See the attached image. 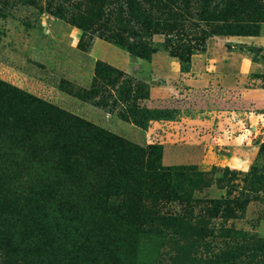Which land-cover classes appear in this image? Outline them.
Listing matches in <instances>:
<instances>
[{
	"label": "trees",
	"instance_id": "16d2710c",
	"mask_svg": "<svg viewBox=\"0 0 264 264\" xmlns=\"http://www.w3.org/2000/svg\"><path fill=\"white\" fill-rule=\"evenodd\" d=\"M50 13L83 30L78 46L85 34L92 31L93 37L127 51L133 61H151L156 52L165 50L177 58L181 70L187 72L191 68L192 56L206 50L209 37L259 35L264 23V0H60ZM187 20L191 22L187 24ZM201 22L205 25L202 26ZM97 25L99 28L95 29ZM188 27L195 41L189 37ZM155 35H164V41L156 43L153 39ZM92 41L88 44L89 48ZM227 46L231 48L232 44ZM238 46L252 53L261 50L245 44ZM143 70L141 67L136 69L140 73ZM121 76L124 80L118 95L110 103L108 97L112 96L111 92L104 94L106 82L114 86ZM148 78L152 79L151 75ZM4 84L29 95L49 110L65 112L55 104L0 80V86ZM150 86L151 83L146 80L97 60L91 85L82 89L81 93L72 91L71 94L109 113H114L113 108L122 104L118 116L146 130L153 120H175L179 114L176 110L142 106L141 100L150 96ZM98 95L100 97L96 99ZM68 116L80 123L78 128L74 123L72 129L69 127L70 137L75 139L73 147L67 145L71 153L81 155L77 168L68 174L73 175L71 179L75 185L81 186L90 200H79L71 192L67 197L61 190L53 186L44 187L34 180L31 188L25 190L26 193H15L0 172V264H133V259L127 255L130 253L127 249L132 248L133 231L108 206L128 193L131 185L138 188V183L144 182L149 194L151 192L157 198V204L178 200L179 204L192 210L194 199L181 195V181L186 179L193 182L196 188L205 181L206 175L211 174V171L197 168L188 174V168H195L165 166L162 163V144L139 145L81 117ZM13 119L14 116L0 113V131L10 132L13 127L10 123L16 121ZM51 153L67 154L58 148ZM217 168L213 166V169ZM226 170L239 177L240 173L229 166ZM243 174L244 180L254 177L256 183L261 182L255 165ZM41 179L44 180L45 176H41ZM55 186L60 188L59 185ZM4 191L8 194L5 195ZM232 192L229 191V195ZM248 205L249 198L246 196L213 198L207 214L210 218L226 220L244 217ZM204 216L201 215V218ZM161 217L166 218V215ZM59 218H66L64 224L67 232L60 222L58 226L54 225ZM167 219L184 221L185 217L172 215ZM189 226L201 237L210 235L213 229L201 222L194 226L191 218ZM170 227L164 223L157 230L163 233ZM221 231L234 232L236 237L244 234L243 231L227 227H221ZM228 255L227 252L211 257L215 258L212 261L216 263L223 260L224 264H228L230 260L231 264H236L237 257L232 255L229 258Z\"/></svg>",
	"mask_w": 264,
	"mask_h": 264
},
{
	"label": "rangeland",
	"instance_id": "374dc122",
	"mask_svg": "<svg viewBox=\"0 0 264 264\" xmlns=\"http://www.w3.org/2000/svg\"><path fill=\"white\" fill-rule=\"evenodd\" d=\"M59 2L60 0H0V80L34 97L55 104L65 111L58 113L49 110L37 100L15 88L7 87L6 84L0 86V113L14 116L13 120H16L9 122L13 125L10 132L7 129V131H0V172L6 177L12 192L24 191L26 193L25 190L31 188L34 180L44 187L53 186L61 190L67 197L71 192L79 200H90V196L82 190L81 186L75 185L74 180L71 179L73 175H70L77 168V161L81 156L75 155L74 152L71 153L68 146L73 147L72 143L75 139L73 136L70 137L69 127L72 129L74 123L78 128L80 123L70 119L68 114L76 115L133 143L162 144V163L165 166L195 168H188V174L195 172L196 168L211 171L210 175H206L205 181L199 183L196 188L193 182L186 179L181 181V195L188 198L190 196L191 200L194 199L191 204L192 210L179 204L178 200L171 199L157 204V198L151 192L149 194L144 182L138 183L139 189L131 185L128 193L108 206L111 211L128 223V227L133 231L132 248L127 249V252H130L127 255L133 259V264H224L223 260L221 263L212 261L215 258L211 256L227 252L229 258L232 255L237 257L236 264H264V113L262 115L261 111L257 110L249 113L252 118H247V125L243 130L234 132L225 121L223 127L226 128L214 133L215 138L220 142L219 145L225 146L227 141L235 138L236 135L238 145L245 143L250 153L254 151V155H242L243 161L232 160V166L217 164L220 158L224 157L223 155H180L178 148L172 150L169 147L167 155H164V143L172 145L181 141L172 142L174 136L169 138L161 126H156L155 129L158 131L151 132L149 136V128L156 120L151 121L149 128L143 130L118 116L122 104L113 108L114 113H109L89 102L85 105L83 103L85 101L71 94L72 91L81 93L82 89L89 87L92 83L94 72L89 84L87 80L91 64L95 67L96 61H91L84 51H89L91 48L88 47L89 42L97 37H93L92 31L88 32L78 46L83 30L50 13ZM190 22L187 20V24ZM201 24L205 25L204 22ZM97 28L99 25L95 27ZM188 31L189 37L191 36L195 41V36L191 35L192 30L189 28ZM259 35H264V23L259 30ZM164 37V35H155L153 39L159 44L164 41ZM106 43L109 45L104 44L99 47L97 54L106 50L108 51L106 54L120 56L121 51L125 52L108 41ZM261 50L264 49L261 48ZM252 57L260 60L264 58V54L254 53ZM143 71L140 73L131 67V72H125L151 84L156 82L148 78V71ZM123 80L124 77L121 76L114 86L106 82L107 87H105L104 94L109 95L111 92L112 96L108 97L110 103L114 100V96L118 95ZM258 86L264 87V82L253 81L249 87L259 88ZM59 90L63 91V94H69L71 100L79 99V104L76 106L73 100L59 97ZM99 97L100 95L96 96V99ZM149 99L150 96L141 100V105L156 108L152 106ZM213 103L216 104L215 101ZM91 111L96 114L93 112L92 115ZM24 125L27 127L25 128ZM15 127L19 129L16 130ZM164 127L175 128L172 124ZM256 127L259 128L257 131ZM159 131L162 132L160 135L157 134ZM161 141L165 142L159 143ZM209 141L213 142L211 137ZM57 148L60 152H67V154L51 153ZM207 149L215 151L213 148L208 147ZM214 165L219 168L213 169ZM253 165L257 166L261 182L256 183L254 177L243 179V173H247ZM227 166L239 172V177L236 178V174L227 171ZM41 176H45V179L42 180ZM55 185H59L61 189ZM71 188L73 189L69 191ZM242 189H244L243 193ZM231 190L233 192L229 195ZM4 194L8 192L4 191ZM238 195L249 198L244 217L228 220L221 217H209L207 211L211 207V199L232 198ZM84 207L86 208L87 205ZM163 215H166V218H162ZM172 215L185 217V220L167 219ZM201 215L205 216L201 218ZM190 218L194 226L201 222L207 224L208 228H213L210 230V235L204 237L197 235L196 230L189 226ZM57 220L58 222L54 225L58 226L60 222L63 230L67 232L68 229L64 224L66 218ZM164 223L171 227L159 233L157 227ZM221 227L243 231L244 234L236 237V233L223 232ZM225 233L227 235L223 236ZM242 244L244 247H237ZM231 263L229 260L228 264ZM63 264L70 263L64 262Z\"/></svg>",
	"mask_w": 264,
	"mask_h": 264
},
{
	"label": "crops",
	"instance_id": "0c3cea01",
	"mask_svg": "<svg viewBox=\"0 0 264 264\" xmlns=\"http://www.w3.org/2000/svg\"><path fill=\"white\" fill-rule=\"evenodd\" d=\"M104 44L109 45L106 40L95 38L89 51H84L85 55L91 61L102 60L126 72H131V67L133 70L141 67L148 71L152 81H156L151 84L149 102L152 106L179 112L175 120H156L149 128V136L151 132H155L156 126H161L169 138L174 136L172 142L181 141L172 145L164 143V155H167L168 147L172 150L178 148L180 155H223L217 164L229 166H232L231 161L234 159L243 161L242 155H254V151L250 153L245 143L238 145L236 135L224 146L219 145L214 133L226 128L223 127L225 121L235 132L243 130L247 125V118H252L249 113L257 110L263 115L264 87L249 86L253 81L264 82V58L254 59V53L241 49L238 44L264 49V35L210 37L205 52L192 56L191 68L187 72H183L177 58L166 51L156 52L151 61H133L126 51H121L120 56L106 54V50L97 54L96 51ZM228 44H232V47L228 48ZM259 53L264 54V50ZM93 72L94 66L91 64L88 84ZM63 93L59 90V97L71 100L69 94ZM72 100L76 106L80 102L77 98ZM85 105L82 107L86 108ZM93 112L91 111L92 115ZM167 124H172L175 128L166 129L164 126ZM258 129L256 127V131ZM161 133L159 131L157 134ZM210 137L213 142L209 141ZM163 142L165 141L159 143ZM208 147L215 151L208 150Z\"/></svg>",
	"mask_w": 264,
	"mask_h": 264
}]
</instances>
